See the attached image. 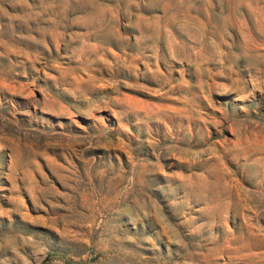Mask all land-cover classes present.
<instances>
[{
  "label": "rangeland",
  "instance_id": "1",
  "mask_svg": "<svg viewBox=\"0 0 264 264\" xmlns=\"http://www.w3.org/2000/svg\"><path fill=\"white\" fill-rule=\"evenodd\" d=\"M0 264H264V0H0Z\"/></svg>",
  "mask_w": 264,
  "mask_h": 264
}]
</instances>
